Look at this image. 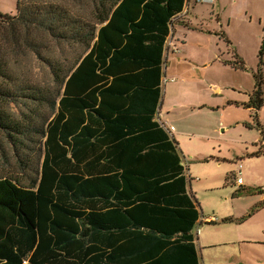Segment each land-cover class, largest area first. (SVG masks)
<instances>
[{
  "label": "trees",
  "instance_id": "trees-1",
  "mask_svg": "<svg viewBox=\"0 0 264 264\" xmlns=\"http://www.w3.org/2000/svg\"><path fill=\"white\" fill-rule=\"evenodd\" d=\"M82 1L92 18L36 0L0 13V264H200L201 214L157 118L173 25L199 2ZM30 55L48 83L20 69Z\"/></svg>",
  "mask_w": 264,
  "mask_h": 264
},
{
  "label": "rangeland",
  "instance_id": "rangeland-1",
  "mask_svg": "<svg viewBox=\"0 0 264 264\" xmlns=\"http://www.w3.org/2000/svg\"><path fill=\"white\" fill-rule=\"evenodd\" d=\"M36 1L61 3L86 18L95 12L92 3L82 0ZM187 8L196 10L197 17L189 16L173 25L174 41L181 53L171 54L167 44L161 120L179 127L186 136L180 152L187 167L195 164L198 169L194 179L222 183L217 192L199 193L200 201L220 213L227 208L246 213L244 221L241 218L232 223L247 238L252 237L253 242L243 244L247 264H264V206H258L259 191L264 190V158L251 157L264 147V104L257 110L258 120L245 106L256 100L259 77L264 92V0H202ZM0 13L16 16L18 0H0ZM187 23L191 25L187 27ZM52 49L62 54L64 62H75L84 54L82 47ZM237 54L245 69L226 64L236 62ZM20 69L40 83L51 80L49 69L31 55L21 59ZM201 105H205L203 110ZM189 153L200 161L215 158L193 162ZM240 166L247 177L248 192L237 200L230 195L228 204L224 195L235 190H225L224 184ZM216 199L221 202L214 205Z\"/></svg>",
  "mask_w": 264,
  "mask_h": 264
},
{
  "label": "crops",
  "instance_id": "crops-1",
  "mask_svg": "<svg viewBox=\"0 0 264 264\" xmlns=\"http://www.w3.org/2000/svg\"><path fill=\"white\" fill-rule=\"evenodd\" d=\"M189 16L197 17L196 10L191 11L190 9L186 8L184 10V13L181 16V21L182 19H185ZM178 23L179 22H176L175 26L178 25ZM189 25H191V23ZM175 34H176V30H175V33L173 31V36H172L173 41H174ZM162 89L163 90H162L161 107L159 108L158 115H157V118L159 117L160 120H161V110H162V105H163V94H164L163 86H162ZM199 108L200 110H203L205 108V105H201ZM161 122L163 121L161 120ZM171 126L175 128V131L171 135V138L175 140V142L178 144L179 150L182 152L180 148L182 144L181 140L185 138L186 136L184 135L182 131L179 130V127H175L174 125H171ZM259 151L260 150H258V152ZM182 155L184 154L182 153ZM182 155H181L182 164L185 166L186 176L188 178V193L191 195V197L196 202L198 206V210L201 214L200 220L198 221V224L193 231V234L196 238V244H197L200 264H202V260H204V264H208V263L209 264H247L248 262L245 259L243 244H247V243L250 244V242H253L251 239L252 237L249 236L247 238L244 232L240 229V227L237 224L223 222L227 219H232L233 222L241 218L245 220V218L247 217L246 216L247 214L245 213V215H243L239 211L232 212L229 210V208L225 209L223 212L220 213L217 211L216 207H210V208L209 206L205 207L204 202L200 201L199 193L217 192L220 190L221 188L220 186H222V183L217 184L218 182H215L213 184H210L209 182H207V180L204 177H201V179H198V180L194 179V177L196 176L194 172H196L197 174L198 169L195 168L196 167L195 164H190L187 167V164L185 162L186 161L185 157L183 158ZM187 156L190 159H192L193 162L200 161V160H197L196 157L192 153H189ZM247 156L250 157V155L248 154ZM209 158L214 159L215 157H208V159ZM257 158H264V155H261ZM208 159L202 160V161L205 162ZM236 162H239V161H236ZM243 169L244 168L242 166L241 170H239L238 168L236 172L230 173L224 184L225 190L230 191V188L235 190L234 192L230 191L231 193L228 192L224 195L225 200L228 204L231 203L229 201L230 195H232L233 200H237L238 197L246 195L248 192L247 177L243 176ZM238 176H241L243 178V181H244L243 185H238L236 183V178ZM194 183H199V184L197 187H195ZM206 183H208V185H206ZM259 194L262 195V197H261V201L258 206L263 207L264 206V190L259 191ZM220 202L221 200L216 199L214 202V205ZM202 206L205 208L206 211L202 209L203 208ZM213 219H216V220H213ZM197 230H200L199 235H197Z\"/></svg>",
  "mask_w": 264,
  "mask_h": 264
},
{
  "label": "built area",
  "instance_id": "built-area-1",
  "mask_svg": "<svg viewBox=\"0 0 264 264\" xmlns=\"http://www.w3.org/2000/svg\"><path fill=\"white\" fill-rule=\"evenodd\" d=\"M199 3L202 2V0H197ZM169 44V47L171 49V54H179L181 53V50L180 48L178 47V45L176 43H174V41L170 38V40L168 41ZM160 123L164 126L165 130L170 134L172 135L173 132L175 131V128L172 127V126H168L167 124L163 123L160 121ZM242 166L239 167V170H241ZM240 173V172H239ZM236 183L238 185H243L244 181H243V178L241 176H238L236 178ZM213 220H216V219H213ZM200 233V230H197V235H199Z\"/></svg>",
  "mask_w": 264,
  "mask_h": 264
}]
</instances>
